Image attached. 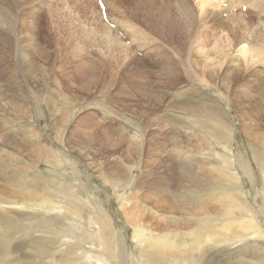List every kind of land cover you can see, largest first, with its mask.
I'll list each match as a JSON object with an SVG mask.
<instances>
[{
    "label": "rangeland",
    "instance_id": "1",
    "mask_svg": "<svg viewBox=\"0 0 264 264\" xmlns=\"http://www.w3.org/2000/svg\"><path fill=\"white\" fill-rule=\"evenodd\" d=\"M8 1L7 6L0 0V15L6 9L9 19L3 31L8 38L0 43V197L11 200L1 206L15 212L1 218L0 233L8 226L17 237L44 238V248L52 237L53 249L46 255L52 253L65 264L59 237L75 232L80 237L82 226L76 221L97 217L102 203L129 252L136 247L135 230L125 218L146 222L152 227L149 237L170 233L156 223L172 218L179 225L170 229L179 226L182 233L172 238L185 242L186 264L199 254L214 264H264V215L260 213L258 234L247 210L237 203L242 194L256 210L264 205V171L256 159V150L264 146V61L252 68L253 74L232 75L241 67L215 52L213 32L196 39L205 24L198 0H188L192 19L168 5L177 0H103V7L97 0ZM248 15L255 25L257 14ZM235 45L230 49L236 50ZM151 91L158 103L145 95ZM174 104L195 113L176 117L178 112L170 107ZM215 106L226 116L222 126L213 116ZM204 107L206 113L200 114ZM171 110L179 119L173 118L179 123H173L178 134L174 145L175 137L169 138L172 124L156 116ZM81 128L91 141L83 139ZM57 133L61 142L54 143ZM121 139L120 145L107 148ZM136 144L142 146L138 157L132 148ZM46 150L63 155L64 163L59 165V157ZM229 154L250 162L253 181L230 170ZM27 162L32 165L29 174L21 171ZM185 162L196 164L195 184L186 176L190 167L186 170ZM101 163L102 170L93 167ZM118 163L127 169L134 165L127 188H114L99 177ZM163 181L170 193L164 199L159 198L164 196L159 192ZM29 186L38 195L27 197ZM51 186L56 188L52 196L43 197ZM71 200L84 207L81 212L66 204ZM164 201L166 209L161 207ZM51 206L57 216L48 221L41 213ZM21 209L31 215L18 213ZM199 224L207 226L201 244L193 246L200 243L192 235ZM94 238L80 241L75 254L83 249L103 252L104 245ZM19 257V264H44L39 257Z\"/></svg>",
    "mask_w": 264,
    "mask_h": 264
},
{
    "label": "bare ground",
    "instance_id": "2",
    "mask_svg": "<svg viewBox=\"0 0 264 264\" xmlns=\"http://www.w3.org/2000/svg\"><path fill=\"white\" fill-rule=\"evenodd\" d=\"M112 1L117 2V0H112ZM150 1L151 0H149L148 3ZM6 4L8 6V4H9L8 0H6ZM245 4L249 6V8H246V9H248L247 12L242 11L243 6ZM168 5L175 6L181 14L185 15L184 17L192 19L193 9L190 7L188 0H177V2H175V3L169 2ZM197 6L199 7L200 15L203 16L205 19V24H203V26L199 27V30L196 33V39H198L200 37H203V38L208 37L213 32V34H211V35L215 36V40L217 41V43L214 46L215 52L218 53L219 56L225 58L226 61H228V63L231 62V65H233L234 62H236L237 66L241 67V70L231 72L232 75L236 76L240 72H245L247 74L255 73L256 72L255 69H252V68L258 64L263 63V61H264V0H198ZM220 8H221V10L219 11ZM233 9H236V11H239L240 13H238L237 15L235 13H232ZM250 12L257 14V16L259 18L258 21L256 22L257 26H256V23H255V25L251 23L249 15H248ZM222 14H223V16H221ZM8 22H9L8 11L6 9H3L2 15H0V41H1L0 43H2V42L5 43L6 38H8L7 36H5V37L3 36V31L6 29ZM257 27L262 28V29H259ZM213 28H214V30H213ZM218 28L222 29L223 31L229 32L230 36L227 37L224 34H220L221 32H219V31L216 33L215 31ZM235 43H236V45H235ZM252 43H254V45H252ZM233 44L235 45L236 50L230 49V48H232V46H234ZM230 50L233 53V54L231 53L232 56H230ZM22 56H23V54H22ZM141 93H142V91H141ZM145 95H149V97L151 99H155L154 101H156L157 103L160 101L154 95L153 91H151V93L148 92ZM154 101L152 100V102H154ZM170 107L172 110L174 109L175 112L176 111L178 112V113H176L177 116L176 115L175 116L176 117L180 116V118H182L183 116H185L187 118L192 117L195 113L193 108H184V107L182 108L176 104H174ZM216 107L217 106L211 108L212 110H214L213 116L216 119L218 118L217 122L220 126H222L224 124L223 120L226 119V116H225V114H223L222 112H220L218 110V107L217 108ZM153 109H154V107H153ZM207 109L208 108H206V107L201 108L199 110V113L205 114ZM173 113H174L173 111L170 113L164 112L163 114H159L156 116H158L157 119H159V121H166V123L169 122L168 124H172L171 128H169V129H171V131L173 133H169V135L171 134L169 136V138L172 139L173 137H175V139H172V140H175V142H172L174 145V143H176V138L178 137V134L175 131L177 128H175L176 126L174 124L178 125L179 123H178V121H175L173 118H175L176 120H179V119L172 116ZM158 123H160V122H158ZM172 127H173V129H172ZM81 129H83V128H81ZM179 129L184 130L183 127H180ZM84 130H86V129L84 128L83 130H80V133H83L82 134L83 139L89 140V139H87L89 136ZM85 134H87V135H85ZM37 135H39V133H37L35 136H37ZM56 135L54 137L55 140H53V142L54 141H60L61 142V135L58 133ZM104 135H105V133H104ZM186 136L188 137V134ZM223 136L228 137V134L226 132H223ZM105 139L106 138H104V139L102 138L100 141L110 142V141L105 140ZM136 140H137V138H136ZM89 141H91V139ZM139 141L141 142V140H139ZM178 141H179V138H178L177 142ZM122 142H123L122 139L118 140L115 143H113L112 146H110V145L107 146V148L118 146ZM132 142H133V139H132ZM161 144H162V142L161 143L156 142L155 145L157 147L158 145L162 146ZM179 144L180 145H178V146L180 147L181 142ZM185 144L186 143H184V145ZM187 146H189V145H187ZM179 147L176 149H179ZM224 147L226 149H228L227 145H225ZM129 148H131V147H129ZM132 148H133V152L135 153V155L136 154L140 155L141 150H142L141 149L142 146L136 144ZM37 149L40 150L41 148L37 147ZM258 150L259 151L256 150L257 163L259 165V168L262 169V171H264V146L259 148ZM46 152L48 153V155H50L52 157H59L58 158V164L59 165L64 163V158L62 159L63 155L58 156L55 152H50V150H46ZM181 152L182 151H180V153ZM190 152H191L190 149L188 151L186 150L187 154H190ZM186 157H188V161H189V156H186ZM228 157L230 158L229 164L231 166L230 167L231 171L238 170L247 178L249 177V178H251L252 181L254 180V175H253V172L251 170V167L249 166L250 162L248 160L243 159L240 156L238 157V156L231 155V154H229ZM36 158L42 159L38 156V154H37ZM188 161H186V162H188ZM22 162H26V161H22ZM186 162H185L186 170H187L188 165L190 167L186 176H188V179L190 182L192 181L195 184L196 182L193 179L196 175V173H195L196 164H193V163L187 164ZM90 164H93V163H90ZM24 165H25V163H24ZM123 165H124V163H122V164L118 163L115 167H113L112 172L108 173L107 176L105 175L104 171L103 172L101 171L102 173H100L99 177H101L107 185H110V186L117 188V189H118V187L121 186V184L125 185L126 183L128 184V182H130V183L133 182V171L132 170L134 169L133 168L134 165L132 167H130L129 169L125 168ZM94 166L98 167L97 170L103 169V164L102 165L95 164V165H93V167ZM174 168H175V166H174ZM31 169H32V165H30L29 162H27L25 166L21 167V171L28 173V174L30 173L29 170H31ZM175 169L177 170V168H175ZM171 170L173 171V169H171ZM76 172H77V170H76ZM182 173H183V171H182ZM75 174L78 175L77 173H75ZM51 180H53V179H51ZM31 182L35 183V182H37V180H32ZM79 184H81V183H79ZM134 184H136V183H134ZM161 184L162 185L160 187L159 192L164 196L159 195V196H162L159 198L164 199V197H166L167 195L169 196L170 193L168 192L169 190L166 187L167 183L164 182ZM74 185L75 184H73L71 187H75ZM29 188L31 189V191L29 192V194H27V197L30 198V196H28V195H38V193L34 192L33 187L29 186ZM125 188H127L126 185H125ZM263 189H264V185H263ZM44 190H49V192L45 193L43 195V197H49V196H52V194L56 190V188L54 186H51L50 188L46 187ZM120 197H122L124 199V194H121ZM239 198H240V200L237 203H239L240 206H242L244 209L247 210V213H249V215H247V216L251 219V220L249 219L250 223L254 224L256 227V230H258L257 231L258 234H261L262 232L259 231L260 213H261V215H264V205L261 207V210L258 211V210H256L255 204H253L251 207V206H249L247 201L246 202L244 201V196L242 194L239 196ZM10 201L11 200H9V199L6 200V198L4 199L3 197H0V221H1L2 217L10 216L15 212L12 210V208H4V206H1V203L2 204L3 203L10 204ZM159 201H162V200H159ZM71 202L73 204L72 206H71ZM155 202H156V200H155ZM163 203L164 204L161 207L163 209H166V206H165L166 201H164ZM66 204L68 206L72 207V209L76 212H81L82 209L84 208L81 204H76L74 202V200L68 201ZM100 204L102 205V203H100ZM263 204H264V198H263ZM101 205H99L96 208L97 217H94L93 219L90 218L89 220L83 219L84 221L82 220V222L76 221L77 224L79 223L82 226L81 227L82 234L80 237H79L77 232H75L74 234H69L66 236L59 237L60 242L58 245L60 247H62L59 251L60 252L63 251V253L66 252L65 255L67 256L65 264H186V259L189 257L183 253V250L186 251L185 248L183 247L185 245V242L184 241L180 242V241L172 238V235L177 237V238H179L182 235L181 228H179V226H176L177 228L170 229L172 227V224H173V226L175 224H178V222H174L175 219L169 218L167 220H165V219L157 220L158 222L156 223V227L159 229L164 228V230H166V229L170 230V233H167V232L163 233V234L159 233L156 236L149 237L151 234L149 229H151L152 227L147 225L146 222L142 223L140 221H135L133 218H128V217L125 218L127 225L131 226L135 230L133 240L136 241V244H135L136 247L134 250H132V252H129V250H125V248H124V245H125L124 241H126L124 239L125 237L123 238L122 234L118 233L114 229V225L112 223V220L108 217V215L106 213L107 212V210H105L106 208L104 209V207ZM120 206H122V205L120 204ZM54 209H55V207L51 206L47 210L45 209L44 212L41 213V215L44 218H46L48 221H52L57 216V215H55V213H51V211ZM108 211H110V210L108 209ZM18 213H22V215H26V216L31 215L30 212L24 211L23 209L19 210ZM47 224H48V222L43 223L42 225H47ZM206 226H207V224L206 225L199 224L195 228V230L192 231V235L195 237V240L197 239L200 242V236L203 234V231L205 230ZM262 234L263 235L260 237L262 239H264V233H262ZM87 236L89 238H91V236L95 237L94 239H96L99 242V244H102V246L104 245L105 250L103 252H101V251H98L96 249H89V250L83 249L79 254H75L77 251L73 248H78L79 246H81L80 241H84V238ZM47 239H49L50 243H49L47 248H44L43 246H41V240H42L41 237H38L36 239L26 238L23 236L17 237L16 235H14L12 233V230L8 226H5L3 228V231L0 233V259L2 260L3 264H19V262H20L19 255H20V256H23L24 259L25 258H32V257H37V258L39 257V258H41L42 261H44V264H60L58 260H55L53 258L52 253L49 255H46V250L51 251L53 249V248H51V245L53 244L52 243L53 238L48 237ZM44 240L45 239L43 238L42 243L44 242ZM73 240H76V241H73ZM24 243H25V246H22ZM263 243H264V241H263ZM200 244H201V242L195 243L193 246H199ZM44 246H47V245H44ZM64 248H66V250ZM197 248H199V247H195V249H197ZM16 251L19 252V255ZM12 254H14L15 258H10V256ZM201 255L202 254H199L197 258H192L190 260V264H214V262L211 258L209 259L208 257H204L205 258L204 259V258H202ZM203 259H204V261H202Z\"/></svg>",
    "mask_w": 264,
    "mask_h": 264
}]
</instances>
